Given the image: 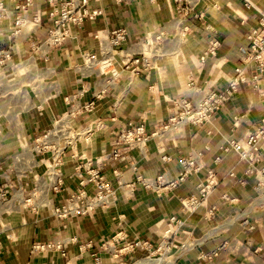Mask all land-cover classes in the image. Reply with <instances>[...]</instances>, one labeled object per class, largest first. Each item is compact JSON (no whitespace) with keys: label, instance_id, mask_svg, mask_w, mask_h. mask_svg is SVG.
I'll return each mask as SVG.
<instances>
[{"label":"crops","instance_id":"obj_1","mask_svg":"<svg viewBox=\"0 0 264 264\" xmlns=\"http://www.w3.org/2000/svg\"><path fill=\"white\" fill-rule=\"evenodd\" d=\"M208 2L181 0V5L192 3L198 12ZM215 2L217 8H209L203 22L192 14L181 22L175 0H128L121 5L113 0H91L90 6L101 9L102 15L72 27L70 38L52 50L47 60L36 62L37 69L26 80L27 88L32 87L25 89L28 99L22 109L31 112L22 115L15 105L9 107V120L14 126L22 124L21 134H1L0 127V194L7 193L4 199L0 195L2 264H94L92 255L101 264H264V197L255 191L257 180L244 177L245 164L236 153L222 150L228 140H243L252 133L264 117V78L257 89L242 86L202 126L186 125L180 134L164 133L141 145L116 144L126 123L143 125L150 134L174 113V101L195 99L205 89L223 88L225 79L240 67V50L248 47L247 35L257 26L260 13L264 14V0ZM37 9L47 10L44 0H34L31 13ZM5 24L0 26V41L5 36L1 34L8 31ZM184 26L188 31L182 36ZM112 29H125L128 35L114 59L116 69L121 68L124 57L148 53L145 39L151 42L162 34L152 50L153 69L136 77L128 69L114 78L100 74L98 66L85 67L83 55L99 56L95 34L105 37ZM209 38L219 42L216 55L200 63ZM21 55L31 56L25 50ZM30 66L33 64L22 68ZM252 68L250 65L249 70ZM107 81L108 91L94 110L71 121L75 130L93 128L97 122L101 128L93 130L88 143H57L64 148L59 167L62 186L54 193L46 176L52 153L36 151V140L68 111L65 97L83 89L81 104ZM49 142L56 140L50 138ZM114 151L121 159H111ZM198 154L201 170L174 189L156 194L132 186L135 175L175 179L181 171L179 159ZM162 157L169 160L164 162ZM87 163L99 168L116 189V200L91 217L59 222L51 216V209L78 189L74 168ZM208 171L214 175L210 193L196 210L184 211V199L199 195ZM244 178L242 185L239 180ZM27 199L30 204L24 203ZM70 237L77 242L68 246L65 257L56 252L31 253L35 243ZM165 239L170 246L157 251ZM137 241L147 242L149 248L125 250ZM213 252L215 257L202 260Z\"/></svg>","mask_w":264,"mask_h":264},{"label":"built area","instance_id":"obj_2","mask_svg":"<svg viewBox=\"0 0 264 264\" xmlns=\"http://www.w3.org/2000/svg\"><path fill=\"white\" fill-rule=\"evenodd\" d=\"M115 4L121 5L128 0H113ZM47 10H35L31 13L34 0H0V26L8 23L10 34L7 36L8 46L0 45V69L5 66L17 67L32 63L33 66L22 68L25 76L32 69L36 68L37 61L47 60L49 53L60 47L71 35V28L81 27L85 21H93L102 15L101 9L92 8L91 0H44ZM152 3L154 0H148ZM176 11L182 14L180 21L189 15L199 22L204 21L205 13L209 8H217L215 0H209L200 11L194 12L195 5H181V0H175ZM210 30L209 26H204ZM188 28L184 26L180 29V34L184 36ZM163 35L152 37L151 42L145 39L144 49H149L148 53L130 55L124 57L121 68H114L115 57L119 48L126 43L128 35L125 29H112L105 37H100L98 33L94 38L98 41L99 56L83 55L84 66L91 70V67L98 66L97 71L102 75L108 73L116 78L123 71L130 70V73L136 77L140 74L153 69L152 50L154 44ZM248 47L240 50V67L236 68L232 75L225 79V86L221 89H205L201 95L195 99L182 97L174 101V113L169 117L166 123L152 133L147 134L143 125H134L132 122L126 123L118 132L116 144H134L141 145L152 137H158L164 133L174 132L180 134L186 125L202 126L210 121L215 113L236 95L242 86H249L257 89L264 78V14L260 13L257 26L247 35ZM26 45V47L24 46ZM23 46V48H22ZM219 42L215 38H209V46L199 57L200 63L208 57L216 55ZM21 50L30 53L31 56L23 57ZM253 68L249 70V66ZM15 71V70H14ZM17 74V72H16ZM108 91V81L106 86L93 94L92 98L81 104L78 101L84 94L83 89L80 92L73 93L64 98L69 105L68 111L55 120L53 127L43 133L41 138L36 140L35 150L43 152L49 150L52 153L50 166L47 168V184L51 191L58 193L62 186L61 173L59 167L62 165V154L64 148L58 147L57 143L69 145L74 142L83 141L88 143L93 130L101 128V122H97L93 128L90 126L84 130H75L71 121L79 115L92 112L96 102L102 98ZM53 138L56 142H49ZM223 151L232 150L236 153L238 160L245 164L244 177H254L257 180L255 191L258 196L264 197V117L257 123L254 131L249 133L243 140H228ZM110 156V155H109ZM108 157V156H107ZM106 157V158H107ZM198 155L179 159L181 171L175 179L166 180L163 175H158L154 179H148L142 175H135L132 186H138L147 192L161 194L165 190L174 189L187 176L198 173L201 165L198 162ZM111 159H121L120 154L114 151ZM169 157H162L166 162ZM218 159L215 160L217 162ZM131 168L135 170L134 167ZM81 171V172H80ZM75 175L79 178L78 189L70 193L57 207L51 209V216L59 222H64L75 217H91L97 210L108 209L116 200V189L111 186L104 174L97 167L77 165L74 168ZM233 176V174H229ZM114 176L118 177V172L114 171ZM240 184H245V178L239 180ZM214 185V175L212 171L207 172L205 183L199 186L198 196H190L184 199L182 209L184 211L196 210L206 199ZM89 188V190H88ZM1 198H5L6 191L1 192ZM225 200V196H222ZM30 204V199L24 201ZM213 214V209L209 210ZM171 220H174L172 218ZM63 228H65L63 226ZM166 233H169L167 231ZM167 239L161 241L157 248H168L170 245ZM77 242L75 237L68 239H53L43 243H35L31 247V253H59L61 257L66 256V250L69 245ZM105 243L102 244V247ZM80 247H84L80 245ZM86 247V245H85ZM134 247L149 248L147 242L137 241L132 245L126 246L129 251ZM106 249V248H104ZM217 255L213 252L211 255L202 256V260H209ZM94 264H101L97 255H92ZM0 264L1 261H0Z\"/></svg>","mask_w":264,"mask_h":264},{"label":"rangeland","instance_id":"obj_3","mask_svg":"<svg viewBox=\"0 0 264 264\" xmlns=\"http://www.w3.org/2000/svg\"><path fill=\"white\" fill-rule=\"evenodd\" d=\"M5 28L8 29V23L5 24ZM10 34V31L8 29L7 32H3L1 35L4 38L1 39L0 45L3 47L8 46V40L7 36ZM3 39H5L3 41ZM15 70V71H14ZM14 70H12V67L5 66L0 69V127L1 134L3 133H13L17 132L21 134L22 130V124L15 123V126L12 125V121L10 122V113L12 110L9 107H13L15 105V108L17 110H22L23 107H25V98H27L26 94V80L31 77L32 72L25 76H20V73H23L22 68L17 67ZM17 72V74H16ZM18 86L17 89H14V87ZM31 86H28V90H30ZM21 90L25 91L24 94L21 95ZM29 93V92H28ZM31 93V92H30ZM31 95V94H29ZM28 99V98H27ZM16 111V110H15ZM19 112V111H18ZM31 111L28 110H22L21 114L29 113ZM21 116V115H20ZM20 116L18 118L20 119ZM22 117V116H21ZM16 195V194H15ZM15 197V196H14Z\"/></svg>","mask_w":264,"mask_h":264}]
</instances>
